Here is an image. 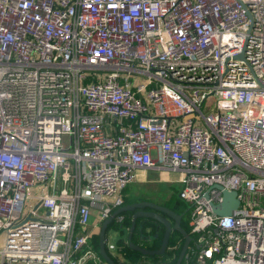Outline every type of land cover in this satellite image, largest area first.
Here are the masks:
<instances>
[{
	"label": "built area",
	"instance_id": "1",
	"mask_svg": "<svg viewBox=\"0 0 264 264\" xmlns=\"http://www.w3.org/2000/svg\"><path fill=\"white\" fill-rule=\"evenodd\" d=\"M138 170L179 174L182 264H264V0H0V264H108Z\"/></svg>",
	"mask_w": 264,
	"mask_h": 264
},
{
	"label": "water",
	"instance_id": "2",
	"mask_svg": "<svg viewBox=\"0 0 264 264\" xmlns=\"http://www.w3.org/2000/svg\"><path fill=\"white\" fill-rule=\"evenodd\" d=\"M222 200L218 205L213 206V213L218 216L228 217L233 210L238 208L239 202L236 198L234 191H225L222 190ZM128 215L130 219L129 228L127 230L126 243L127 247L131 251L140 253L144 256H153L157 257L163 255L167 252V247L169 245L171 236L173 233L177 232L182 237V244L180 251L178 253L175 264H180L186 249L192 242V238L189 235V232L181 226V222L184 214L176 213L175 211L162 206L160 204H155L147 200L127 202L120 206L115 212L112 213V216L105 219L98 232V252L102 259H104L108 264H116L113 257L105 249L104 239L105 233L108 229V226L111 224L113 217L117 214ZM138 219L150 220L154 223H157L162 228V237L160 239L159 246L157 249H148L146 246L141 244L137 245L133 242V235L135 234V229H142L141 224L137 223ZM157 234L155 235V240L157 239Z\"/></svg>",
	"mask_w": 264,
	"mask_h": 264
},
{
	"label": "rangeland",
	"instance_id": "3",
	"mask_svg": "<svg viewBox=\"0 0 264 264\" xmlns=\"http://www.w3.org/2000/svg\"><path fill=\"white\" fill-rule=\"evenodd\" d=\"M212 102V98H209L206 101V107H208V104ZM204 110V107H203ZM139 178H144L146 181L144 183H137V184H130L126 188V194L128 196V201H136L140 198H144L145 200H160L164 203H166V200L173 198V202L175 199H179L177 192L180 189V183H179V174L176 172H161L156 171L155 172H142L141 170L137 171ZM172 204V203H171ZM184 220H187L186 214L184 215ZM189 218V215H188ZM109 235L108 241L112 244L116 245L118 247V241L120 240V236L118 233H115L114 231L110 230L107 232ZM125 234V233H124ZM140 239H138V242L144 243L143 241L148 239L147 236H150V240H152V234L145 235V234H139ZM126 235H123V238H125ZM136 241V240H135ZM120 242V241H119ZM137 242V243H138ZM146 245V244H144ZM110 255H112L115 259L124 258L123 254L118 251V249L110 250Z\"/></svg>",
	"mask_w": 264,
	"mask_h": 264
},
{
	"label": "crops",
	"instance_id": "4",
	"mask_svg": "<svg viewBox=\"0 0 264 264\" xmlns=\"http://www.w3.org/2000/svg\"><path fill=\"white\" fill-rule=\"evenodd\" d=\"M146 172H152L151 170H145ZM154 172V171H153ZM142 181L140 182V181H137L136 183H133V184H137V183H144L145 181H146V179H144V178H142L141 179ZM123 197H124V199L125 198H128V196H127V194H126V189L124 190V192H123ZM139 199H144V198H140L139 197ZM145 200V199H144ZM178 200V199H177ZM147 201H149V202H153V203H157V204H159V202H161L160 200H147ZM128 202H133V201H128ZM125 203H127V202H125ZM176 212V211H175ZM176 213H178V212H176ZM179 214H182V213H179ZM185 215V214H184ZM184 215H183V219H182V222H186V224H187V227H188V217H187V220H184L185 218H184ZM129 217V216H128ZM181 222V223H182ZM129 223H130V219H129ZM154 223V222H153ZM151 226H153L152 224H149L147 227H143L142 226V229H144L145 230V235L147 236V235H149V234H152V240H150V236H147L148 237V239H146V240H144L143 242L144 243H140V242H138V239H140V236H139V234L141 233V234H144V233H142L141 232V228H140V230L137 228V229H135V231H134V233L136 234L137 233V238H136V241L133 239V242L135 243V244H137V245H139V244H141V245H143V246H146L148 249H157V247L159 246V243H160V239H161V237H162V234H163V232H162V234L159 236V237H157V239L155 240V235H156V233H154V232H150L151 231ZM128 228H129V226H128ZM158 228H159V226H158ZM189 228V227H188ZM185 229V228H184ZM110 230H112V227H109L108 228V230L106 231V235H108L107 234V232L108 231H110ZM113 231V230H112ZM188 231V230H187ZM186 231V232H187ZM127 232V231H126ZM125 231H122V232H120V234H119V236H120V240L119 241H121V240H124V244L127 246V243H126V237L125 238H123V235H126L127 236V233H126ZM125 233V234H124ZM161 233V232H160ZM109 236V235H108ZM157 236H158V234H157ZM174 240V242H172L173 243V245H168V247H167V252L166 253H164L163 255H159V256H157V257H153V256H144V255H142V254H138V253H136L135 251H133L132 253H130V255H132V257L134 258V261L133 260H130V259H127V258H125L124 256V253H123V251H122V249L121 250H119L122 254H123V257L124 258H120V259H117V261H119L118 263L119 264H175V261H176V259H177V256H178V253H179V249H180V247H181V244H182V237L177 233V232H175V233H173L172 234V236H171V239H170V242L169 243H171V240ZM119 241H118V245L120 244L119 243ZM138 242V243H137ZM144 244H146V245H144ZM190 246V245H189ZM119 247H122V245H120ZM187 250V249H186ZM131 251V250H130ZM187 252V251H186ZM185 255V254H184ZM112 256V255H111ZM184 257V256H183ZM182 260H183V258H182ZM180 264H182V261L180 262Z\"/></svg>",
	"mask_w": 264,
	"mask_h": 264
},
{
	"label": "trees",
	"instance_id": "5",
	"mask_svg": "<svg viewBox=\"0 0 264 264\" xmlns=\"http://www.w3.org/2000/svg\"><path fill=\"white\" fill-rule=\"evenodd\" d=\"M127 199H128V198H125V199H124V202H128ZM172 210H173V211H176V212H178V213L186 214L187 217H188V215H189V213H188V212H189V211H188V206H187L184 202H182L180 199H178L177 204L174 205V208H173ZM125 224H126V226H129V218L126 219ZM147 226H148V224H144V225H143V227H147ZM181 226H182L183 228H185L186 231L189 230V228L187 227L186 222H182V223H181ZM150 228H151V232H154V233L158 234V237L162 234V228H161V227H159L158 229H156L155 226H151ZM160 232H161V233H160ZM187 232H188V231H187ZM172 242H174L173 239L171 240V243H169V244H170V245H173ZM119 243H120V244H119L118 246L122 245L121 249H122V251H123V253H124V255H125L124 257L127 258V259H130V260H133V261H134V258L132 257V255H130V253H132L133 251H130V250L128 249V247L124 244V243H125L124 240H121ZM113 259H114V261L116 262V264H119V263H118L119 261H117V259H115V258H113Z\"/></svg>",
	"mask_w": 264,
	"mask_h": 264
},
{
	"label": "flooded vegetation",
	"instance_id": "6",
	"mask_svg": "<svg viewBox=\"0 0 264 264\" xmlns=\"http://www.w3.org/2000/svg\"><path fill=\"white\" fill-rule=\"evenodd\" d=\"M152 171V170H151ZM144 199H139V200H137V201H143ZM177 199H175V201L173 202V198H170V199H168V200H166V203H164V202H159V204L160 205H162V206H165V207H167V208H169V209H173L174 208V205H176L177 204ZM133 202H135V201H133ZM172 203V204H171ZM126 218H129L128 217V215H126ZM137 223L138 224H141V226L143 225V224H152L153 226H155L156 227V229H158V224L157 223H153L152 221H150V220H144V219H138L137 220ZM143 223V224H142ZM160 227V226H159ZM141 232L142 233H144L145 232V230L144 229H141ZM151 232V231H150ZM145 234V233H144ZM137 233L136 234H134L133 235V239L134 240H136V238H137Z\"/></svg>",
	"mask_w": 264,
	"mask_h": 264
}]
</instances>
